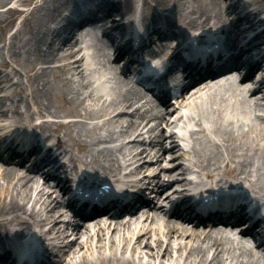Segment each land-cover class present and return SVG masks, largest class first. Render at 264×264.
Returning <instances> with one entry per match:
<instances>
[{"label":"bare ground","instance_id":"6f19581e","mask_svg":"<svg viewBox=\"0 0 264 264\" xmlns=\"http://www.w3.org/2000/svg\"><path fill=\"white\" fill-rule=\"evenodd\" d=\"M141 1L143 9L150 14L163 16L158 22L152 21L147 26V29L159 33L163 51L169 48L170 42L177 36L170 28H179L183 35L191 37L202 36L204 33L208 38L218 34L226 37L236 33L229 39V43L223 45L226 52H229L238 47L236 41L239 36L253 28V18L259 15L261 22L264 18V14L260 13L261 8L256 5L264 4V0ZM10 2H14L13 6L3 9ZM132 2L133 0H80L73 10L69 9L71 0H38L35 4L34 0H0L2 31H7L13 25L14 17L7 15L18 11L15 9L16 5L28 6L26 12L31 16L21 20L7 44L0 32V91L3 84L10 82L19 71L30 89L27 92L28 89L22 86V82L12 83L20 87L19 90H14V94L24 95L25 99L14 104L11 109L4 108L3 99H9L13 91L0 98V118L10 121L0 127V140L13 138L10 140L12 143L17 138L20 141H24L26 137L33 140L30 149L19 154L16 152L17 146H7L9 154L23 158L37 147L34 145L37 129L42 130L40 133L43 137L44 133L50 135L53 132L50 135L53 137L52 146L36 163L45 162L46 167H55L56 157L50 153L56 146L58 154H64L72 164L71 176L66 179L68 184H61L60 179L50 172L39 174V165L35 166L34 173L22 174L16 166L0 164V264L12 255L21 257V250L29 252V256L35 254L42 245L40 242L43 243L42 251L47 252L56 246L54 241L57 239L62 240L63 246L57 249L58 253L55 255L59 259L55 264H60L65 256L69 257L66 264H264L262 244L257 245L258 241H254V246L249 245L242 236L248 232L247 229L234 236L231 227L227 229V224L224 228L207 232H197L185 226L183 219L194 225L202 223L203 219L191 218L190 209L185 208L183 199L170 201V210H167L182 220L166 221L162 224V236L151 237L147 222L157 219L163 210V202L176 193V190L169 193L172 188L164 192L167 194L161 197V202L147 201L143 203L146 206L144 210L132 214L134 209L126 221L107 224L101 219H91L98 213L96 209L92 215L76 218L77 212L70 209L71 202L66 200V196L72 188L69 182L73 181V173L79 174L82 179L105 177V182H118L121 176L128 173L134 175L140 168L157 161L159 154L164 158L161 151L157 152L165 150V147L168 152L183 150L177 140L187 148L188 154L195 156V159H191L186 153L180 155L183 160L188 161V166L182 168L183 172L189 175L194 167L198 168L201 172L199 177L206 179L203 187L208 184L214 188L248 189L246 192L253 194V199H258V202L264 197V128L255 129L248 117L264 110V74L239 83L241 78L249 75L240 76L241 66L234 58L236 53L229 58L231 69L225 65L216 73L208 72L207 76L210 78L206 83L192 90L185 87L175 98L174 104L164 102L152 105L148 100L141 103L142 95L139 90L129 86L128 80L118 77L116 69L112 67H107L110 71L106 77L91 80L96 72L94 59L103 54L104 48L110 44L103 41L98 46L81 45L82 38L69 39L72 30L67 24L69 16L82 17L89 6L96 4L98 9L94 10L91 17L102 10L96 23L108 25L119 19L114 14L124 15L131 11ZM40 12H43L42 15H39ZM231 12L238 15L230 18ZM171 14L175 16L174 23L169 17ZM239 19L246 20L243 26L236 24ZM49 22L55 25L52 33L45 28ZM109 26L114 27L121 37L125 35L121 24ZM253 30L251 37L258 36L254 40L255 44L248 42L246 46L250 49L256 46L263 49L264 32ZM86 34L83 32L79 35ZM62 35L65 38L63 42L60 46L53 47L54 40ZM144 40L147 43V38ZM67 44L69 46L66 52L60 54L59 50ZM88 49L93 51L89 53L86 51ZM220 60L221 57L217 60L209 59L207 64L210 66ZM51 63L56 65L50 66ZM257 66L260 71L263 70L264 54L260 56ZM54 69L63 72L56 78L66 84L65 96H59L58 100V108L65 110L63 114L58 109L51 110L48 102L55 81ZM233 72L234 75H229ZM203 74L200 71L197 73L200 79ZM70 103L74 104L73 108L67 106ZM32 106L36 111L33 112ZM128 108L132 110L129 111ZM60 117L67 120L60 121ZM162 124L166 126L164 131L161 130ZM107 126L113 130H109ZM29 127L33 128V132L26 134ZM61 127L65 128L62 134ZM115 133L123 139H114ZM258 136L262 142H256ZM126 137L130 138L125 142ZM116 140L118 143L113 146L101 145ZM163 142H167V145ZM140 144L145 147L135 152ZM7 147L4 149H8ZM36 154L37 152L32 153L30 157ZM130 166L133 168L125 171ZM159 166L161 172L167 168ZM65 167L64 164L58 166L59 169ZM223 175H235V178L229 179ZM81 178L78 179L79 184L89 181L84 182ZM155 178L157 174L152 176V188L156 191L168 186ZM52 192L57 194L53 197ZM234 215V222L237 223L241 221L244 212L237 211L232 214V218ZM142 218L144 223L140 222ZM31 227H37L38 230L30 232ZM68 231H71L70 234ZM67 235H73L72 239L66 240ZM23 240L26 241L23 243ZM84 247L91 250L90 257L96 253L99 263L86 256V251H82ZM104 251H107L106 256Z\"/></svg>","mask_w":264,"mask_h":264},{"label":"rangeland","instance_id":"374dc122","mask_svg":"<svg viewBox=\"0 0 264 264\" xmlns=\"http://www.w3.org/2000/svg\"><path fill=\"white\" fill-rule=\"evenodd\" d=\"M37 1L38 0H34L33 4H35ZM225 1L226 2H231V0H225ZM13 3L14 2H10V3L6 4L3 7V9H6V8H8L10 6H13ZM259 4L260 5L262 4L261 6L264 9V4L263 3H259ZM16 8L18 10L17 12H11L10 14L7 15L8 17H14V21L12 23L13 25L5 32L2 31V29L0 28V32H2V37H3V40H4L5 44L8 43L9 37L13 33L14 29L20 26L21 20L24 19V18H28L29 19L31 17L26 12V9L29 8L28 6H26V5H18L17 6L16 5L15 9ZM42 13L43 12H40L39 15H42ZM236 15H238V14L231 12V14H229V17L231 18V16H236ZM35 17H37V15H35ZM92 51L93 50L90 49V51H88V52L90 53ZM63 53H64V50H61L60 54H63ZM6 57H7V59H9L7 55H6ZM100 57H101V54H99L94 59L96 72L92 75L91 80H93V81L96 80V79H99L100 77H106V75L108 74L107 70L104 69V67H102L101 64H97V61H99ZM101 60H102V57H101ZM53 65H56V64L55 63H51L50 64V66H53ZM53 73H54L53 77L55 78V81H54V83H53V85L51 87L50 99L48 100V102H49V106H50L51 110L58 109L59 112L63 114L65 112V110L58 108V105H59V101L58 100H59V96H65L66 84L56 78L57 76L62 75L63 72L54 69ZM117 74L119 75V73H117ZM247 80L248 79H242V80H239L238 82L239 83H244ZM14 81L22 82V86L23 87H27V89H28L27 92L30 91V89H29V87L27 85L28 84L27 80L22 76V72L19 71V74L17 76H14L13 79L10 82H6V84H3L4 86L1 88L2 90L0 91V98H2L3 96L9 94V92L13 91V95H11L9 97V99H3V102L5 103L4 104V108L5 109H11L14 104L19 103L21 100L25 99L24 95H15L14 94V90H19V88H20L19 86H16V85L12 84ZM110 85H112V84H110ZM27 99L30 101L29 98H27ZM0 105H1V103H0ZM67 106L69 108H73L74 104L70 103V104H67ZM32 107H33L32 108L33 112L36 111L35 107L34 106H32ZM21 109H23V108H21ZM128 110L131 111L132 109L128 108ZM126 115H128V114H126ZM8 117L10 118V114H9ZM248 117H249V120L252 123V125H254L255 129L256 128H259V129L264 128V110L257 112V114H255V115L251 114ZM167 118H168V116H167ZM4 119H7V118H0V126L5 125L9 121V120H4ZM59 119H60V121L61 120L64 121L67 118L60 117ZM106 128H108V126ZM108 129L109 130H111V129L113 130V128L110 129V127ZM64 130H65V128L61 127L60 128V134H62L64 132ZM161 130L162 131L166 130V126L164 124H162ZM256 136H257V132H255V137ZM113 138L114 139L117 138L120 141L123 139V137L118 136V133H115ZM128 139H129V137L128 138L126 137L124 139L125 142ZM116 142H117V140H116ZM176 142L180 143L181 144L180 146L183 147V143L181 141L177 140ZM256 142H258V143L262 142V140H261V138L259 136L256 138ZM113 144L114 143H111V142L107 143L106 142V145H108V146H111ZM163 144L167 145V142H163ZM143 147H145V145L140 144L139 147H137L134 151L135 152H139V151L142 150ZM160 151L164 155V158H161V154H159L157 162L156 161L153 162L151 164L152 167L150 169H148V170H147L146 167L141 168L139 174H140L141 177L146 178L145 179V183L151 181L150 176L147 177L149 172L158 173L157 174V179H159V181L162 184H168L169 183V186L167 188H165L164 190L158 191V193L161 194V196H162V193L166 189H168V188H170L172 186H173V188H177L178 184L183 179H186L188 177L187 176V172H182V168L188 166V161L187 160H183V157L180 156V155H182L183 153H186V155H188V157L191 158V159H195V156L193 154H188L187 150L186 151L185 150H176V151H173V152H168L167 151V147H165V150H159L158 152L157 151L156 152L159 153ZM73 152L75 154L79 155V153L76 150H73ZM156 152H155V154H156ZM152 156H153V153H152ZM0 164L6 165L7 163H3V162L0 161ZM8 164H11V163H8ZM159 165L167 166L166 170L164 172H161L162 170H161ZM21 172H23V171L21 170ZM170 172H171V174H169ZM191 173H192V177H197V176H199V174L201 172L199 171L198 168L194 167L191 170ZM223 176H225L226 178H229V179L235 178V175H231V176L223 175ZM146 186H152L153 187V183L149 182V183L146 184ZM147 189H148L147 195H149V193H151L150 197H152V199H154L156 201V199H157V196L155 194L156 192H151V189H149V187ZM51 194L54 197L56 193L52 192ZM174 196L171 197V199H174ZM167 202L168 201H166V202L164 201L163 202L164 204H166V206L162 207L163 210H161V212L158 214L157 219H155L153 222H147L148 229L150 228L149 233L152 235L151 237H153V238L162 236V224H165L166 221H168V220H174V221H178V222L181 221L179 218L173 217L171 214L166 212V210L169 209ZM143 219L144 218L141 219V221H140L141 223H144ZM183 224L185 226H187V227L193 228L197 232L204 231V230H205V232H207V229H205L204 227L192 226L191 224L186 223V222H183ZM139 225H141V224H139ZM29 230L32 232V231L38 230V228L37 227H31V228H29ZM68 234H70V231L68 232ZM72 237H73V235H71L70 237L67 235L66 240H70V239H72ZM151 237H150V239H151ZM56 244H59V243H56ZM82 251H86V256H88L89 259L90 258H94V262H98L99 263L98 258H96V253H94V255L90 257L89 253L91 252V250H87V248L84 247ZM104 254L106 256L107 255V251H104ZM68 260H69V257L65 256V258L61 262V264H66V262ZM106 260H107V258H106Z\"/></svg>","mask_w":264,"mask_h":264}]
</instances>
